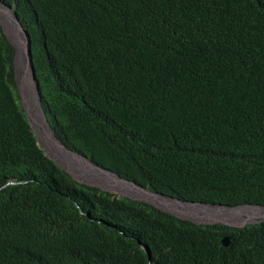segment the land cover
I'll use <instances>...</instances> for the list:
<instances>
[{
    "label": "trees",
    "instance_id": "trees-1",
    "mask_svg": "<svg viewBox=\"0 0 264 264\" xmlns=\"http://www.w3.org/2000/svg\"><path fill=\"white\" fill-rule=\"evenodd\" d=\"M1 1L67 149L160 195L264 207V0ZM14 59L0 24V264H264L262 217L193 218L74 179L31 130Z\"/></svg>",
    "mask_w": 264,
    "mask_h": 264
},
{
    "label": "water",
    "instance_id": "water-1",
    "mask_svg": "<svg viewBox=\"0 0 264 264\" xmlns=\"http://www.w3.org/2000/svg\"><path fill=\"white\" fill-rule=\"evenodd\" d=\"M0 24L2 26V29H3L6 37L8 38L10 43L15 48V53H16V56H15L16 57L15 58V69H16L17 81H19V84H20V86L22 87V89L24 91L25 88L28 89V87H29V85H28L29 76H32L33 80L36 82L35 86H36V90H37V95H38L40 108H41V110L43 112V115H44V118H45L46 122L50 126L49 121L47 120V116H46V114H45V112L43 110V107H42L39 83H38V80L36 79L35 68H34V65H33V62H32L29 35L25 32V30H24L22 24L20 23L19 19L13 13L12 8L6 7L2 3L1 0H0ZM21 36H23L24 40L26 41L25 42L26 47L24 48V50H23V48L21 46V40H20ZM24 51H25V53L27 55V60L23 59V52ZM22 73H23V77L20 78V75ZM23 101H24L25 110L27 112V115H28L29 119L34 124V126L37 127V133L39 135V139H40L41 143H44L47 146V148L49 149V153L48 154L52 155L53 158L55 160H57L62 165L63 168H66L69 171L70 175L74 179L81 180V179L89 178V179L94 180V182L96 181L98 186L103 191L113 192V190H114L117 193L122 194L124 196H128V197H131V198L139 199V200L145 201L147 203H150V204H152V205L156 206L157 208H160V209H162L164 211H174V210H171L169 208H171V207L174 208L176 206L170 205L164 199L156 202L154 199H152L150 197H146V196L144 197V195H142V194H132V193H130L128 191H125V190H119L117 187H114V186H107L103 182H101L98 179L97 175H95L94 173L86 174L85 171L81 167H79L76 164L75 161H74L75 164H73V162L70 161L71 160L70 158L67 159V160H64L65 161L64 162L58 156L56 157L53 154V152L51 151L50 145L48 143L49 140H48L47 133L45 132V130L43 128L44 126H43V124H41V121L39 120V118H38V116H37V114L35 112L31 95L30 96L29 95L28 96L25 95ZM50 128H51V126L49 127V129ZM67 152L71 156H73V158H84V159L90 161L89 158H87V157L85 158V157L79 156L78 154L73 153L72 151H68L67 150ZM92 164H94V163H92ZM94 165L97 168H99V170H101L102 172H106V173H109L111 175H114L118 179H120L121 181H124L126 183H130V184L136 186L137 188L141 189L142 191H147V192H149V193H151L153 195H160V194H158L156 192H153V191L149 190L148 188H145L143 186L137 185L135 182H131V181H128V180L122 178L119 174L115 173L114 171H112L110 169H107L105 167H101V166L96 165V164H94ZM161 196L166 198V200L170 199V200H175V201L184 202V203L200 204V205H204V206H221V207H224L222 205L207 204V203H203V202H186V201H183L181 199H177V198H174V197H169V196H166V195H161ZM250 206H253V205H250ZM254 207H261V206H254ZM203 217L206 218V219H213V220L214 219H221V218H213V217H206V216H203ZM259 222L260 221H254V222L251 221V222H249V224H254V223H259ZM224 245L225 246H229L230 245V238L229 237H226L224 239ZM143 248L151 255V251L149 250V248L147 246H143Z\"/></svg>",
    "mask_w": 264,
    "mask_h": 264
},
{
    "label": "bare ground",
    "instance_id": "bare-ground-1",
    "mask_svg": "<svg viewBox=\"0 0 264 264\" xmlns=\"http://www.w3.org/2000/svg\"><path fill=\"white\" fill-rule=\"evenodd\" d=\"M20 40H21V46L24 50V48L26 47L25 45L26 41L24 40L23 36H21ZM23 59L27 60V55L25 51L23 52ZM28 85L29 87L27 90L29 92H27V94L29 96L31 95L35 112L39 120L41 121V124H43L44 126L43 128L49 137L50 146L52 147L53 150H55L57 156L62 161L70 158L71 159L70 161L73 162V164H75L74 163L75 161L76 164L79 167H81L85 171L86 174L94 173L95 175H97L98 179L101 182H103L105 185L114 186V187H117L119 190H125L132 194H142L144 195V197L145 196L150 197L154 199L156 202L164 199L170 205L176 206L174 208L171 207L169 209L174 210L175 212H178V213H182L184 215L194 216V217L199 216L202 218H204L203 216H206V217L221 218V219H237L241 217L242 215L248 216L250 218H256V217L263 218L264 217V208L262 207L243 206V207H239L236 209H231V208H225L221 206H204L200 204L184 203V202H179V201L170 200V199L166 200V198L164 197H161L159 195H153L147 191H142L141 189L137 188L136 186L130 183L121 181L114 175H111L106 172H102L101 170H99V168L88 165L81 158H73V156H71L63 146H61L59 143L55 141L53 132L49 129V125L46 122L43 112L40 108L35 83L30 76H29ZM199 213L203 215H198Z\"/></svg>",
    "mask_w": 264,
    "mask_h": 264
},
{
    "label": "clouds",
    "instance_id": "clouds-1",
    "mask_svg": "<svg viewBox=\"0 0 264 264\" xmlns=\"http://www.w3.org/2000/svg\"><path fill=\"white\" fill-rule=\"evenodd\" d=\"M3 3V2H2ZM4 4V3H3ZM5 5V4H4ZM6 6V5H5ZM7 7V6H6ZM11 8V7H10ZM13 10V9H12ZM14 13V12H13ZM26 32V31H25ZM30 42V41H29ZM26 45V44H25ZM15 56H16V53H15ZM16 58V57H15ZM32 62H33V60H32ZM34 65V64H33ZM14 68H15V59H14ZM35 68V67H34ZM15 74H16V69H15ZM21 75H23V73L21 74ZM20 75V78L21 77H23V76H21ZM35 75H36V70H35ZM31 78H32V76H30ZM36 79H37V76H36ZM32 80H33V78H32ZM38 80V79H37ZM16 81H17V76H16ZM34 81V80H33ZM34 83H35V85H36V82L34 81ZM38 83H39V81H38ZM17 84H18V88H19V95H20V97H21V100L23 101L24 100V96L25 95H27L28 96V94H27V92H29L26 88L24 89V91H23V89H22V87L20 86V84H19V81H17ZM39 89H40V84H39ZM41 93V92H40ZM42 101V100H41ZM43 107V106H42ZM23 108H24V110H25V105H24V101H23ZM43 110H44V108H43ZM26 111V110H25ZM44 112H45V110H44ZM46 114V113H45ZM26 115H27V112H26ZM28 116V115H27ZM47 116V115H46ZM28 119H29V117H28ZM30 120V119H29ZM47 120H48V118H47ZM34 121V120H33ZM30 122H31V120H30ZM29 122V123H30ZM36 124V123H35ZM49 124H50V122H49ZM50 126H51V124H50ZM49 126V127H50ZM30 127H31V130H33L34 132H35V134H36V136H37V138H38V141H39V145L42 147V149L46 152V155L48 156V157H50L51 159H53L59 166H61L62 167V165L57 161V160H55L54 158H53V156L52 155H49L48 153H49V149L47 148V146L44 144V143H41V141H40V139H39V135H38V133H37V127H35L34 126V124L31 122L30 123ZM51 131L53 132V135H54V138H55V140H56V142L57 143H59L61 146H63L66 150H68V151H71V150H69V149H67L62 143H61V141L56 137V135H55V133H54V131H53V129H52V126H51ZM48 136V135H47ZM48 140H49V137H48ZM48 143H49V141H48ZM49 145H50V143H49ZM50 148H51V151L53 152V154L57 157V154H56V152H55V150H53L52 149V147L50 146ZM73 152V151H72ZM73 153H75V152H73ZM63 168V167H62ZM63 169H66V168H63ZM67 170V169H66ZM12 183H16V182H12ZM122 195V194H121ZM159 196H161V195H159ZM162 197V196H161ZM184 201V200H183ZM187 202V201H186ZM204 203V202H203ZM207 204H209V203H207ZM248 206H250V205H248ZM253 206H259V205H253ZM262 207V206H261ZM226 208V207H225ZM262 208H264V207H262ZM231 209H236V208H231ZM190 217H193V218H199V219H205V220H211V221H226V220H222V219H206V218H200V217H194V216H190ZM264 219V217L263 218H261V219H255V220H252L253 222L254 221H264L263 220ZM226 238V237H225ZM224 238V239H225ZM143 246H146V245H143ZM149 248V247H148ZM144 249V248H143ZM145 250V249H144ZM150 250V249H149ZM146 251V250H145ZM146 253L149 255V257H150V259L152 258V254L150 255L147 251H146Z\"/></svg>",
    "mask_w": 264,
    "mask_h": 264
},
{
    "label": "rangeland",
    "instance_id": "rangeland-1",
    "mask_svg": "<svg viewBox=\"0 0 264 264\" xmlns=\"http://www.w3.org/2000/svg\"><path fill=\"white\" fill-rule=\"evenodd\" d=\"M21 76H23V75H21ZM253 213H254V212H253ZM198 215H203V214H200V213H199Z\"/></svg>",
    "mask_w": 264,
    "mask_h": 264
}]
</instances>
